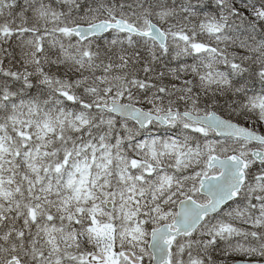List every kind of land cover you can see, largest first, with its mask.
I'll return each instance as SVG.
<instances>
[{
  "label": "snow or ice",
  "instance_id": "1",
  "mask_svg": "<svg viewBox=\"0 0 264 264\" xmlns=\"http://www.w3.org/2000/svg\"><path fill=\"white\" fill-rule=\"evenodd\" d=\"M0 264H264V0H0Z\"/></svg>",
  "mask_w": 264,
  "mask_h": 264
}]
</instances>
